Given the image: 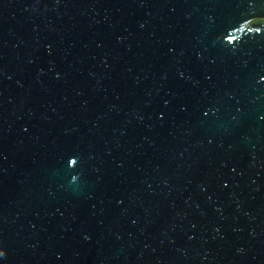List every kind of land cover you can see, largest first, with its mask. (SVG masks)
<instances>
[{
    "label": "water",
    "instance_id": "95a60500",
    "mask_svg": "<svg viewBox=\"0 0 264 264\" xmlns=\"http://www.w3.org/2000/svg\"><path fill=\"white\" fill-rule=\"evenodd\" d=\"M0 264H264V0H0Z\"/></svg>",
    "mask_w": 264,
    "mask_h": 264
}]
</instances>
